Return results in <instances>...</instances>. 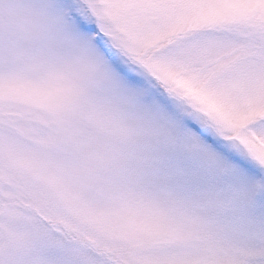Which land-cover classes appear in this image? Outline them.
<instances>
[{"label": "snow or ice", "instance_id": "6c2138e0", "mask_svg": "<svg viewBox=\"0 0 264 264\" xmlns=\"http://www.w3.org/2000/svg\"><path fill=\"white\" fill-rule=\"evenodd\" d=\"M0 264H264V0H0Z\"/></svg>", "mask_w": 264, "mask_h": 264}]
</instances>
